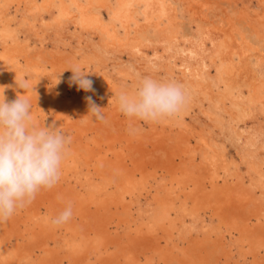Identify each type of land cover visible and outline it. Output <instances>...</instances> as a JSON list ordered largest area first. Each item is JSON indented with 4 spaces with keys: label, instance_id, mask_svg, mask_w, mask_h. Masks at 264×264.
<instances>
[{
    "label": "bare ground",
    "instance_id": "6f19581e",
    "mask_svg": "<svg viewBox=\"0 0 264 264\" xmlns=\"http://www.w3.org/2000/svg\"><path fill=\"white\" fill-rule=\"evenodd\" d=\"M145 76L184 86L178 116L118 111ZM3 89L72 143L59 182L0 223V264H264V0H0Z\"/></svg>",
    "mask_w": 264,
    "mask_h": 264
},
{
    "label": "clouds",
    "instance_id": "9594fccd",
    "mask_svg": "<svg viewBox=\"0 0 264 264\" xmlns=\"http://www.w3.org/2000/svg\"><path fill=\"white\" fill-rule=\"evenodd\" d=\"M73 75L70 85L78 90H92V80L79 67H70ZM17 80V79H16ZM19 88L27 91V80H17ZM0 223L7 222L19 209L29 205L41 189H51L60 180L62 167L70 153L71 135L54 125L35 123L32 104L25 95L8 102L0 93ZM116 95L118 111L129 120L145 123H162L178 116L187 105L189 97L184 86L173 80L145 76L132 90H122ZM89 114L95 119H105L101 108L92 97H86ZM73 216L69 202L51 218L53 226L67 223Z\"/></svg>",
    "mask_w": 264,
    "mask_h": 264
},
{
    "label": "rangeland",
    "instance_id": "374dc122",
    "mask_svg": "<svg viewBox=\"0 0 264 264\" xmlns=\"http://www.w3.org/2000/svg\"><path fill=\"white\" fill-rule=\"evenodd\" d=\"M218 7H219V6H216V7H215L216 9L214 8V10H213L215 14H218V13L221 12L220 9H217ZM190 23H191V22H190ZM191 33H192V32H191Z\"/></svg>",
    "mask_w": 264,
    "mask_h": 264
}]
</instances>
